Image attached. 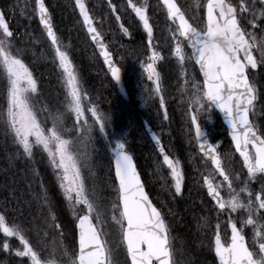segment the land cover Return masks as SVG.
I'll list each match as a JSON object with an SVG mask.
<instances>
[{
  "label": "snow or ice",
  "instance_id": "6c2138e0",
  "mask_svg": "<svg viewBox=\"0 0 264 264\" xmlns=\"http://www.w3.org/2000/svg\"><path fill=\"white\" fill-rule=\"evenodd\" d=\"M160 3L166 10L167 19L175 25L170 56L175 58L185 78L182 91L186 97L184 116L188 122L189 142H194L202 159L210 161L212 166V170L203 176L201 185L211 205L207 211L215 212L217 216L228 213L230 243H223L220 225L217 224L215 255L219 264H264V125L258 126L254 119L257 103H264V83L257 79V70L264 71V35H260L264 33V0H207L206 13L192 17L187 15L177 0H160ZM74 7L91 41L100 49L112 81L120 85L121 68L114 63L112 53L102 42L85 0H75ZM109 7L116 21L120 22L122 17L117 14L118 9L112 0H109ZM196 7L199 12V3ZM127 9L135 14L146 33L147 52L150 55L146 62H141L140 67L153 87L145 91L149 99H158L166 121L169 116L160 85V73L156 68L162 56L154 43L147 0L143 4L127 0ZM32 12L38 17L50 43L53 62L63 73L71 98L68 111L76 118L77 141L84 144L91 141L95 134L97 138L111 143L112 135L107 131L113 119L110 113L93 105L88 109L92 123L86 119L81 123L85 115L83 101H90L91 98L82 93L69 52L57 35L45 0H34ZM120 29L125 35L129 34V29L123 24H120ZM17 42V33L0 11V79L7 81V107L0 112L3 133L16 146L17 154L28 160H33L38 150L47 153L48 163L56 178L55 187L58 188L55 196L62 197L61 203L67 204L77 221L78 251L74 250L71 254L64 252L68 257L67 264H117L113 259V248L105 238L107 233L97 227L103 215L101 198L95 189L90 192L87 187L80 156L74 153L77 141L64 138L67 130L63 127L62 114H54L46 106L47 98L40 93L38 81L21 58ZM254 50L260 52L259 58L254 56ZM188 65H191L193 73L198 67L202 82L186 71ZM214 110L222 113L227 123L231 143L235 153L239 154L238 170L225 166L219 145L215 143V138L209 139L201 124L202 115L207 114L211 121ZM49 120L51 127L47 126ZM151 139L171 177L168 191L173 197L182 196L185 176L180 160L172 158L165 151L157 135L153 133ZM126 144V138H121L112 149L115 166L113 191L117 194V202L112 206V219L120 226L121 244L126 251L124 264H175L170 225L145 191ZM83 162L87 163V154H83ZM36 175L39 176V173ZM164 179L167 185V178ZM256 184H259V188H256ZM34 199L40 210H46L43 227L61 230L63 224L58 222L54 197L43 180ZM77 208L85 214L78 215ZM233 213L237 217L246 214L247 218L237 220ZM41 227V224L34 222L29 230L39 235ZM248 227L252 228L254 236L251 247L246 243L244 231ZM0 233L5 238L2 245L5 252L12 253V245L8 242L10 238L19 241V247L14 252L16 257L21 258L19 264H56L51 259L42 258L41 252L28 239L24 225L15 221L9 223L6 210L0 211Z\"/></svg>",
  "mask_w": 264,
  "mask_h": 264
},
{
  "label": "trees",
  "instance_id": "16d2710c",
  "mask_svg": "<svg viewBox=\"0 0 264 264\" xmlns=\"http://www.w3.org/2000/svg\"><path fill=\"white\" fill-rule=\"evenodd\" d=\"M85 2L88 6L90 14L95 20V25L109 50L112 52L114 57L121 58L122 61H124L123 67L130 66V60H132V58H137L139 60L141 58L140 47H145L144 45L147 44V36L143 31L139 21H137L130 14L128 9L125 10L126 3L124 0H112V3L115 4L118 9L117 14L122 17V24L130 31L128 39L123 36L116 26L111 8L109 7V0H85ZM5 4L6 0H0V7L6 10V8H4ZM46 4L49 11L51 12L56 31L61 36L62 43L67 46L69 55L80 68L79 74L83 85V94L90 97V101L100 104L104 109H111L114 111L112 115L116 121L121 123L124 120V131L127 133L126 135H128V150L134 155L145 184H147L149 179L150 181L152 180V182H156L158 179L162 181L163 188H166L164 179L165 177L162 176L163 170L157 162L158 160L156 159L154 152L150 148L148 141L142 132L140 124V112L132 105V103L130 104L131 96L128 99L126 96L117 94V89L113 85H111L110 89L107 87L108 91H104L103 86L104 82L106 81L100 76L97 78L96 75L99 73V75L105 76V73L99 62L98 64L95 63V60L98 61V58L87 41L78 18H76V21L78 23L77 27H79V33L81 34V37H78L77 34L72 31V23L65 22L62 25V27H64L63 30L58 28V22L56 19L57 12H55L50 5V0H46ZM69 4L73 9L70 0ZM149 5L161 8L157 0H149ZM199 5V15H202V2H200ZM159 17L160 19L154 18L156 22H152L154 28L153 31L156 34V36L154 34V43L156 41H160L157 37L156 29L162 25V22H164V24H168L167 18L165 16L162 17L160 14ZM30 25L35 26V29H38L36 22H33ZM67 27L69 29H67ZM12 29L19 35V49L22 53L21 58L23 59L24 63L27 66L31 65L32 68L43 66L41 62V60H43L42 53H40L36 45L34 47L31 43H29V36L27 34L25 35V33L28 31L25 25L19 24V26ZM62 33L64 35H62ZM25 37H28V39H24ZM137 49H139L138 54H136ZM122 50H127L126 52H129L130 55L127 54V56H121L120 52ZM163 50L167 51L165 48H163ZM88 63H90V65ZM35 72L39 79H42L44 83L47 82V79L45 80V78L49 75V73L44 74L39 70H36ZM132 75L129 76V74H126L125 82H128L129 80L132 81ZM164 80L167 82L166 77H164ZM170 81L173 83L174 76L170 78ZM48 90L49 87L46 88V91ZM4 91L5 85L2 83V80H0V112H3L4 96H2V94ZM178 94L179 92H175V95L171 100L172 105L182 104ZM116 100L122 104H130L129 110L124 112V109L117 107ZM83 102L85 107H87L89 100L85 99ZM111 104L112 108H110ZM183 110H186L185 104L181 108V111ZM150 122L154 130L157 131L160 123L155 117L154 113H152ZM215 123H217V129L209 128L210 140L215 138V143L219 145L220 151L223 152V150L229 148L230 145L224 129H221L218 116L215 117ZM136 130H139L137 133L140 136L135 133ZM11 146L13 147V144L10 142L9 138L4 135L2 126H0V211H7L9 223L15 221L16 223H20L25 226L28 239L41 252L42 258L53 259L59 263L65 264L68 260V257L64 255V252L67 251L69 254H71L74 251L72 241L73 234L71 236L72 231L68 230L72 229V225L69 228H67L68 225H66L65 228L64 220L67 221L68 219L70 220V218L68 215H66L68 213L61 203V198L55 196V193L58 190L55 187V175L53 169L48 163V158L46 157V154H43L42 158L45 159L41 162H39L40 157H34L33 160H28L21 155L14 154ZM192 150L193 155L197 157L198 155L195 151L194 145H192ZM203 171L204 169L202 167L198 165L195 166L193 171L194 177L192 178L194 179L197 189L199 190L198 195L194 200L195 204L193 207L197 214L198 221L200 222V228L205 232H203L204 234L199 241H195V239L192 240L193 238L186 239L184 242L185 250H182L186 257H192L193 264H204L210 259L207 257L210 255L209 239L211 234L208 230V224L211 219L207 211V201L201 187V176L204 173ZM37 172L39 173V176L36 175ZM157 172L158 175L155 176ZM13 173H15L16 176H14ZM41 180H43L44 184L49 187L50 194L54 197L53 203L55 202L60 204L56 209L59 214V222L61 220L64 230L56 231L43 227V219L44 215H46V210H40L39 205L34 199L35 194L39 189ZM25 189H28L32 193V198H23L24 193L22 192L25 191ZM148 191L150 193V189H148ZM23 204H29L30 207L27 213L25 212L26 214L22 212L25 210ZM34 222L39 223L42 226L39 235H37L36 231L29 230ZM4 240L5 238L1 237L0 261L4 264H14L13 251L12 253H9L3 257L5 254H3V250L1 248ZM12 240L14 246L12 250H15L17 248L16 244H18L19 241L15 238Z\"/></svg>",
  "mask_w": 264,
  "mask_h": 264
},
{
  "label": "rangeland",
  "instance_id": "374dc122",
  "mask_svg": "<svg viewBox=\"0 0 264 264\" xmlns=\"http://www.w3.org/2000/svg\"><path fill=\"white\" fill-rule=\"evenodd\" d=\"M135 2L138 4H143V3H145V0H135ZM50 5L54 9V11L57 12L56 13V15H57L56 19L58 22V28L63 30L64 27H62V25L65 22L66 23L67 22L72 23L73 24L71 26L72 31L75 32L78 37H81V34L79 33V27H77V25H78V23L76 21L77 17H76L74 10L71 8V6L69 4V0H50ZM33 7H34V0H6V4L4 5V8H6V10H3V11L7 15L9 21H11L12 26L17 27L20 24V25H25L28 28V32L31 34L30 42L35 47L36 42L40 43V40H39V37H36L34 29L30 25L33 22H35V20H36L35 19L36 16L32 12ZM188 8H189V6H188ZM22 10H23V14H22ZM156 14H157L158 18L160 19L159 15L161 14V12L159 9H156ZM162 25H164V22H162ZM162 25H160V28H158L156 30V32L159 35L161 34V32L163 35L166 33V30L162 28ZM168 28L170 29L169 35L171 38L172 29L170 28V26H168ZM67 29H69V28L67 27ZM260 34L264 35V33H260ZM62 35H64V34L62 33ZM17 36L19 37L18 33H17ZM24 39H28V37H25ZM165 41H166V43H169L168 40H165ZM155 44L157 46H161L162 41H156ZM18 45H19V42H17V46ZM66 48H67V46H66ZM145 50L147 52V46H146ZM48 51L53 56L51 48ZM148 55H150V53L147 52L145 57H144V60H143L144 62L147 61ZM47 58H48L47 55H44L43 60H46ZM173 59H174L175 65L178 67V69H180V67H179V65L176 62L174 57H173ZM160 62H162V60L157 61L156 68H158V65L160 64ZM52 64L54 65V70H55L54 76L56 78V81L61 86L62 93L65 95V99H64L65 107L62 109V111L59 114V115L62 114L63 127L66 130H68V127H66L67 126L66 124L68 123V124H73L74 128H75V125H76L75 115L68 111V105L71 102V98L68 96V89L65 86L63 73L56 66V64L54 62H52ZM88 64L90 65V63H88ZM73 68L75 70L74 64H73ZM29 71L32 72L33 74L36 73L34 68L29 69ZM40 71H42L44 73V70L40 69ZM186 71L189 74H194L196 76V78L199 80V77L197 76L196 70L193 73V69H192L191 65H188L186 67ZM75 72H76L77 77H78V73L76 70H75ZM180 73H181V69H180ZM78 79H79V77H78ZM146 80H147V77H146ZM79 81H80V79H79ZM162 81H163V79L161 80V75H160V85H161V88L163 90ZM180 81H181V83H180L181 87H183V85L185 83V78L182 76V74H181ZM5 82L7 83L6 79H5L4 83ZM147 83H148L149 88L153 87V85L151 84L150 81L147 80ZM39 85L40 84L38 81V86ZM81 90H82V88H81ZM189 91H190V86H189ZM162 94H163V91H162ZM54 100H56V101L58 100L57 96H55ZM140 101H141L140 106L142 107L141 116L143 117V119L149 120V118L152 117V114H151L152 109H154V108L160 109L158 99L155 97L152 99H149L148 93H147V99L145 101H142V100H140ZM165 101H166V106H167L169 104V101L166 98H165ZM83 107H84V105H83ZM89 108L90 107H88L87 110H85V115H84V118H82L81 123H83L85 119L88 121V123H92L91 112L88 111ZM170 112L171 113L168 114L169 119L166 121L163 119V113L161 115H159L157 118V120L160 123L158 126L159 135L161 137H163L164 140L167 142L166 146L168 148L170 155L173 156L174 159L180 160V166H181L182 170L184 168L183 171L186 170L188 172L187 175L190 173V176H193L194 175L193 171H194L195 167H194L193 163L190 164V158L189 157L192 156L191 144L189 142V136L187 134V126H185V121H184V118L182 116L181 107L179 105H171L170 106ZM44 115H47V113H44ZM259 117H260V115L257 117V119H259ZM41 119H43V116L41 117ZM201 121H202V123H209V124L211 123L210 128H216L217 129V123H215L214 112L212 114L211 121H209L207 114L202 115ZM47 126L48 127L52 126L50 120L48 121ZM115 130L116 129L112 125V122H111V127L107 130L108 133L110 135H112L111 143H109L108 140H105L103 138H97V136L95 134L93 135V138L91 141L85 142L84 144H81L78 141L76 142V146L79 147L80 153H81L80 154V157L82 159L81 160V162H82L81 163V171H82V175H84V177L86 178L87 187H88L90 192L93 189H95L97 195L101 198L103 215L101 217L102 222L98 226H99V228H103V230L107 233V236L105 238L109 240L110 247L113 248L114 256L116 254L118 255V252H119V247L118 248L116 247V245L114 244L113 240L110 237V236L114 235L111 233V229L117 228V226L115 225L116 224L115 221L112 219V216H113L112 206H113V203L116 202V196H115L116 193L113 191V183L111 182L110 174L108 172H110V170H111L110 162H111V157L113 155L112 149L115 146V142L121 138H126V141H127L126 148L128 147V140H127L128 135H126L127 133H121L119 130H116V131ZM137 131H139V130L135 131L136 134H138ZM142 140H143V138H142ZM96 149L98 151H101V150L104 151V153L106 155V161L102 162V166L97 165V164H100L101 153L96 152ZM74 153L79 156V152L75 151V148H74ZM83 154H87V163L86 164L83 162ZM185 164H187L188 167L185 168ZM200 164L201 163H199V165ZM101 167H102V171H101ZM211 170L212 169L209 168L207 171V174ZM168 178H171V177L168 175ZM151 183L153 184L152 180H151ZM188 184H190V186L192 188L191 189L184 188V190L187 192L190 191V194H193L194 193L193 189L195 188V186H194L195 183L190 181ZM57 190H58V188H57ZM152 191H154L155 195L162 202V204H164V202H166L167 204L169 203V200H167L165 198L167 193H165V196H164L163 193H161L158 190V188L152 189ZM224 194H225V196L227 195L226 192ZM60 198L62 200V197H60ZM181 198H182V201H181ZM173 199H174V202H173L174 208L175 209H181L180 213H182V214H187V211H188L187 209H189L191 204L190 203L186 204L184 201V198L182 196L174 197ZM54 204H55L56 208H58V206L60 205L59 203H55V202H54ZM23 206H24L25 210H23L22 212L27 213V211L30 209L29 204H23ZM63 206L65 207V209L68 213L66 215H68L70 218V220L69 219L67 221L64 220V224H65V228H66V225H68V227H69L72 224V220L73 221L75 220V216L73 215V212L68 209L66 203H63ZM76 213L78 215H80L81 213H84V212L81 211L79 208H77ZM116 215H118V213ZM232 215L236 219H239V218L246 219L247 218L246 214H243L242 217H237V215L235 213H233ZM60 222H61V220H60ZM218 224L220 225V228H222V230L225 234L226 230H224L223 223H218ZM248 228H249V232L253 234L252 228H250V227H248ZM61 230H64V228H62ZM115 240L117 241L118 239H115ZM11 245H12V247H14L13 242L11 243ZM16 247H19V243L16 244ZM13 258H14L15 264H19V261L21 258L16 257L14 254H13ZM115 259H117V258H115ZM51 260H53V259H51ZM187 260H188V257H187ZM0 264H2V263H0ZM56 264H59V263L56 262Z\"/></svg>",
  "mask_w": 264,
  "mask_h": 264
},
{
  "label": "water",
  "instance_id": "95a60500",
  "mask_svg": "<svg viewBox=\"0 0 264 264\" xmlns=\"http://www.w3.org/2000/svg\"><path fill=\"white\" fill-rule=\"evenodd\" d=\"M72 1V3H73V5H74V3H75V0H71ZM160 1V0H159ZM207 4V3H206ZM76 12H77V14H78V16H79V12H78V10H76ZM205 13H206V8H205ZM79 18H80V16H79ZM37 19H38V17H37ZM80 20H81V22H82V25H83V21H82V19L80 18ZM38 22H39V19H38ZM40 25V24H39ZM41 27V26H40ZM84 27V26H83ZM42 29V28H41ZM84 30H85V32H86V34H87V37H88V39H89V41H90V43H91V45L93 46V48L95 49V51L97 52V54L99 55V57H100V59H101V61H102V64H103V66H104V68H105V70L108 72V74L110 75V77H111V74H110V72H109V70H108V67H107V65H105V63H104V59H103V57L100 55V49L97 47V45L96 44H94L92 41H91V39H90V37L88 36V33H87V30H86V28L84 27ZM43 31V30H42ZM45 35V34H44ZM45 37H46V35H45ZM47 38V37H46ZM103 42V41H102ZM104 43V42H103ZM105 45V44H104ZM197 69H198V67H197ZM198 71H199V69H198ZM200 74V73H199ZM121 77H122V75H121ZM200 77H201V79H203L202 78V76L200 75ZM112 79V78H111ZM121 82H122V80H121ZM218 113H219V111L218 110H216ZM219 115H220V118H221V121H222V123L224 124V126L226 127V129H227V134H228V137H229V139H230V141H231V137H230V135H229V130H228V127H227V123L225 122V120H224V118H223V114L222 113H219ZM144 129H145V132L147 133V135H148V137H149V139H150V141H151V143H152V145L154 146V148L156 149V146H155V143H154V141L151 139V135L154 133V131L150 128V126H148L146 123L144 124ZM206 132V131H205ZM155 134V133H154ZM156 135V134H155ZM233 148H234V146H233ZM235 150V149H234ZM156 151H157V153H158V155H159V152H158V150L156 149ZM238 154V153H237ZM160 156V155H159ZM160 158L162 159V157L160 156ZM162 162H163V160H162ZM166 167V166H165ZM112 169H113V176H114V178H115V166H114V156H113V159H112ZM230 231H231V229H230ZM76 241H77V250H78V230H76ZM214 255H215V251H214ZM215 257H216V255H215ZM216 260H217V263L219 264V260H218V258L216 257Z\"/></svg>",
  "mask_w": 264,
  "mask_h": 264
},
{
  "label": "flooded vegetation",
  "instance_id": "af4514ba",
  "mask_svg": "<svg viewBox=\"0 0 264 264\" xmlns=\"http://www.w3.org/2000/svg\"><path fill=\"white\" fill-rule=\"evenodd\" d=\"M257 73H258V75H257V79H258V80H261V83H264V79L261 78V77L264 76V71L258 69V70H257ZM244 231H245V236H246V239H247V244L251 247L252 244H253L254 236H253L252 233L249 232V228H245ZM251 234H252V235H251ZM256 251H258V245H257V247H256Z\"/></svg>",
  "mask_w": 264,
  "mask_h": 264
},
{
  "label": "bare ground",
  "instance_id": "6f19581e",
  "mask_svg": "<svg viewBox=\"0 0 264 264\" xmlns=\"http://www.w3.org/2000/svg\"><path fill=\"white\" fill-rule=\"evenodd\" d=\"M107 113H110L111 114V110L110 109H107Z\"/></svg>",
  "mask_w": 264,
  "mask_h": 264
}]
</instances>
